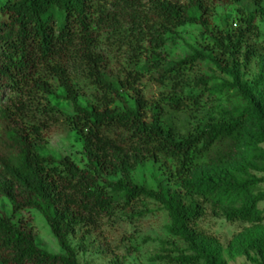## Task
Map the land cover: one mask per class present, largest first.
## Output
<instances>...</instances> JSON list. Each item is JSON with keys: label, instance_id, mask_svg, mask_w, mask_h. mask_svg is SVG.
Here are the masks:
<instances>
[{"label": "trees", "instance_id": "16d2710c", "mask_svg": "<svg viewBox=\"0 0 264 264\" xmlns=\"http://www.w3.org/2000/svg\"><path fill=\"white\" fill-rule=\"evenodd\" d=\"M251 1L256 10L239 5L238 23L230 29L218 27L214 18L222 2L240 0H6L0 6V196L12 202L14 213L40 211L64 250L52 254L40 247L28 216L15 222L0 214V264H84L71 236L142 199L162 205L170 234L188 245L189 252L159 258L229 264L220 242L196 224L205 215V203L231 222L264 221L259 207L264 191H255L264 178L252 173L264 172V112L249 104L231 119L176 134L164 121L166 110L182 111L195 103L185 91L189 84L213 87L206 74L189 82L201 51L169 65L166 46L178 28L199 24L217 48L220 65L226 61L232 72L234 55L244 46L250 64L257 55L250 40L259 36L258 17L264 18V0ZM225 51L232 54L227 60ZM74 73L94 87L89 107L79 102ZM149 82L159 85L154 99L145 94ZM57 85L73 106L74 115L66 120L84 141L85 168L69 155L57 159L41 152L59 120L60 108L50 100ZM5 92L10 94L6 100ZM216 145L224 149L215 161L228 169L194 178L193 166ZM162 158L174 162L170 173L177 187L160 181L149 188L132 179L139 166ZM236 163L242 175L234 170ZM241 249L250 261L264 264V234Z\"/></svg>", "mask_w": 264, "mask_h": 264}, {"label": "rangeland", "instance_id": "374dc122", "mask_svg": "<svg viewBox=\"0 0 264 264\" xmlns=\"http://www.w3.org/2000/svg\"><path fill=\"white\" fill-rule=\"evenodd\" d=\"M5 1L0 0V6ZM239 5L251 11L256 10L251 0H240L238 4L222 2L214 18L217 26L230 29L235 22L238 23ZM2 19L0 14V21ZM257 23L259 36L250 40L257 49V55L247 65L245 46L241 48L234 55L237 65L232 72L226 65V61L220 65L214 58L217 48L212 44L209 35L202 32L201 25L187 24L177 29L173 40L170 39L166 46L169 53V65L175 64L196 51H201L203 58L199 60L195 69L189 72V82L206 74L211 79L209 86L213 88L211 91L189 84L185 87V91L196 97L195 103L182 111L166 110L164 121L176 134L184 136L190 132H196L198 127H203L206 123L231 119L233 112V115L239 113L236 109L249 104L255 105L264 112V18L258 17ZM231 55L229 51H225L222 58L227 60ZM73 79L78 89L79 102L89 107L93 99L94 87L81 73H74ZM233 85L236 88H232ZM170 86L168 84L167 87ZM56 87V95L51 96L50 100L52 105L60 108L57 114L59 120L51 126L48 147L41 152L44 155H53L57 159L69 155L85 168L88 161L84 154V141L66 120L67 116L74 115L73 106L63 99L65 90L58 85ZM158 87L156 82L146 84L144 90L148 99L155 98ZM9 95L5 92L3 99L6 100ZM130 104H133L132 100ZM254 126L253 122L250 123L247 131ZM242 145L244 153L249 155V147L245 143ZM223 149L222 145H216L206 156L198 159L192 169L194 178L200 177L206 170H227V166L215 161V157ZM175 169L176 166L172 160L162 158L161 161H148L139 166L132 171L131 176L136 183L149 188H157L160 181L168 187L175 188L177 184L170 173ZM240 169L241 166L238 163L234 164V170ZM252 173L264 178V172L252 170ZM239 175H242L241 172ZM255 191H264V181L255 188ZM259 207L264 214V201L259 203ZM205 208V215L198 220L196 228L220 242L222 259L229 264H256L247 258L241 245H247L264 234V221L260 224L231 222L215 213L210 203H205ZM0 214L12 217L15 222H19L24 215L28 216L31 219L30 225L36 233L38 245L52 254L64 253L40 211L29 209L23 213H14L12 202L0 196ZM169 224L168 212L162 205L151 199H142L131 210L118 209L113 218L104 219L97 227L90 230L83 227L79 234L71 236L70 239L72 245L78 249L80 262L84 264H115L117 260L125 264H177L159 258L167 254L176 256L182 251L189 252L186 243L170 234ZM82 235L86 238L83 239ZM251 254L257 256L254 250H251Z\"/></svg>", "mask_w": 264, "mask_h": 264}]
</instances>
